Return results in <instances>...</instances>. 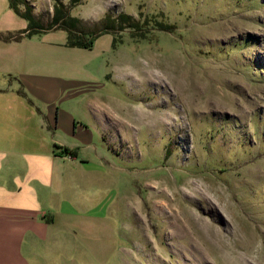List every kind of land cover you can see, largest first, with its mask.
I'll return each instance as SVG.
<instances>
[{
    "label": "rangeland",
    "instance_id": "374dc122",
    "mask_svg": "<svg viewBox=\"0 0 264 264\" xmlns=\"http://www.w3.org/2000/svg\"><path fill=\"white\" fill-rule=\"evenodd\" d=\"M26 1L51 22L53 0ZM67 13L114 46L88 54L105 66V126L73 139L89 163L73 193L87 226L61 238L87 239L89 264H264V0H83ZM120 15L139 29H116Z\"/></svg>",
    "mask_w": 264,
    "mask_h": 264
},
{
    "label": "crops",
    "instance_id": "0c3cea01",
    "mask_svg": "<svg viewBox=\"0 0 264 264\" xmlns=\"http://www.w3.org/2000/svg\"><path fill=\"white\" fill-rule=\"evenodd\" d=\"M28 26L9 0H0V32ZM34 31L20 42H0V264H89L87 239H62L61 230L87 226L75 218L73 193L89 163L73 139H86L95 120L105 126L94 103L105 66L88 54L111 52L114 37L104 34L87 50L68 47L64 31Z\"/></svg>",
    "mask_w": 264,
    "mask_h": 264
},
{
    "label": "trees",
    "instance_id": "16d2710c",
    "mask_svg": "<svg viewBox=\"0 0 264 264\" xmlns=\"http://www.w3.org/2000/svg\"><path fill=\"white\" fill-rule=\"evenodd\" d=\"M10 6L14 10V12L21 18L27 20L29 22V26L26 30L15 31V32H0V42L12 43V42H20L22 39L26 37L32 36L35 31V27L41 31H64L67 34V46L72 48H80L91 50L94 46L96 40H98L104 34H109L108 28H103L101 31H95L91 33H83L76 29V25L80 22L76 17L68 15L67 11L70 6H75L81 4L83 0H69V4L66 5L61 0H53V9L54 15L51 22L45 27L41 24V22L36 18V16L32 13L31 8H28L22 12L19 9V5H24L27 3L26 0H9ZM128 15H120L116 21V29L123 30L124 28H129L132 30L139 29V23L134 21ZM122 25V28H120ZM165 32H171L170 29L164 28L161 29ZM23 96V92H20ZM57 149H61L63 155L71 156L72 158L76 157V153L68 148H60L57 145L55 146Z\"/></svg>",
    "mask_w": 264,
    "mask_h": 264
},
{
    "label": "bare ground",
    "instance_id": "6f19581e",
    "mask_svg": "<svg viewBox=\"0 0 264 264\" xmlns=\"http://www.w3.org/2000/svg\"><path fill=\"white\" fill-rule=\"evenodd\" d=\"M197 187V186H196ZM165 193V192H164ZM181 193V192H180ZM188 194V193H187ZM183 195V194H182ZM186 195V194H185ZM188 195H190V194H188ZM192 198H193V196H192ZM159 201H161L160 203H158L157 202V204H158V208H165L166 210H169V211H176L175 209H174V207H172L171 206V204H169L168 202H167V200L165 199V197L163 196V195H161V197H160V199H159ZM175 201V200H174ZM175 204V203H174ZM157 207V206H156ZM173 216V215H172ZM175 216V215H174ZM192 216V215H191ZM178 219V218H177ZM196 219V218H195ZM200 221V219L199 220H197V222H199ZM186 222V221H185ZM195 222H196V220H195ZM191 223H193V222H191ZM200 223V222H199ZM197 224V223H196ZM192 225V224H191ZM202 230H203V228H202ZM186 235V234H185Z\"/></svg>",
    "mask_w": 264,
    "mask_h": 264
},
{
    "label": "built area",
    "instance_id": "2783aa9c",
    "mask_svg": "<svg viewBox=\"0 0 264 264\" xmlns=\"http://www.w3.org/2000/svg\"><path fill=\"white\" fill-rule=\"evenodd\" d=\"M67 157H70V158H72L71 156H67Z\"/></svg>",
    "mask_w": 264,
    "mask_h": 264
}]
</instances>
